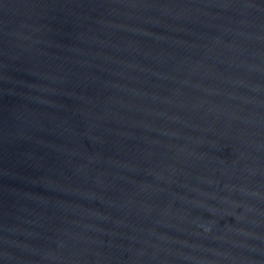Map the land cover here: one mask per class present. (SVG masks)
I'll return each instance as SVG.
<instances>
[{
    "label": "water",
    "instance_id": "obj_1",
    "mask_svg": "<svg viewBox=\"0 0 264 264\" xmlns=\"http://www.w3.org/2000/svg\"><path fill=\"white\" fill-rule=\"evenodd\" d=\"M0 264H264V0H0Z\"/></svg>",
    "mask_w": 264,
    "mask_h": 264
}]
</instances>
